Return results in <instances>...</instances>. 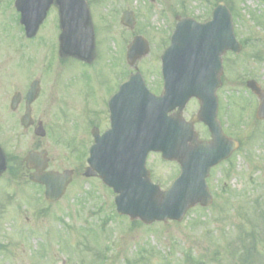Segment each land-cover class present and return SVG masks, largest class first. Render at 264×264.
Instances as JSON below:
<instances>
[{"label": "rangeland", "instance_id": "obj_1", "mask_svg": "<svg viewBox=\"0 0 264 264\" xmlns=\"http://www.w3.org/2000/svg\"><path fill=\"white\" fill-rule=\"evenodd\" d=\"M226 1L237 10L233 21L242 45L238 56H224L223 76L234 89L229 133L241 148L230 165L213 174L209 184L215 196L213 205L196 207L182 223L147 227L118 216L115 195L99 179L77 175L64 198L49 205L43 190L21 178H9L0 183V247L4 246L0 264H264V122L255 120L259 102L246 89L248 80L264 88V0ZM216 2L102 0V11L93 5L102 13L99 60L93 67L79 70L73 66L79 65L76 62L66 69L59 66L56 55L52 60V49H57L55 11L37 38L29 41L20 33L16 0H0V67L12 74L14 84L24 78L14 76L19 68L29 71L28 81L44 79L48 99L40 101L41 105L52 110L62 105L58 108L60 124L48 115L53 132L43 142L44 147L49 146L52 169L82 170L86 166L87 151L93 145L86 119L100 123L101 132L109 129L108 102L118 83L132 72L124 48L133 36L143 35L150 42L151 53L138 67L150 90L158 92L160 64L156 59L168 46L176 17L207 22ZM125 11L135 15L133 32L121 25ZM47 68L54 70L55 85ZM16 134L20 137L9 151L24 157L32 148L31 137ZM149 167L154 182L163 189L178 173L175 165L159 155L150 158Z\"/></svg>", "mask_w": 264, "mask_h": 264}, {"label": "water", "instance_id": "obj_2", "mask_svg": "<svg viewBox=\"0 0 264 264\" xmlns=\"http://www.w3.org/2000/svg\"><path fill=\"white\" fill-rule=\"evenodd\" d=\"M53 1L27 0L24 1L26 4L20 2L18 7L22 12V22L28 37L36 35ZM56 3L60 7L63 28L62 51L67 55L88 60L93 49V34L91 30L85 29L90 22L85 1L56 0ZM178 20L180 23L173 36L172 46L162 59L166 83L170 86L166 88L164 97L136 99L134 104L135 119L130 132H140L144 136L130 139L149 142V149L138 160L135 156L133 161L126 162L121 161L120 156L116 154L115 144L105 145L106 141H115L117 134L124 130L126 124L120 114L115 112V107L120 101V96H116L110 102L112 130L104 138L98 134L94 135L96 145L89 159L91 168L86 173V177L99 175L107 186L120 194L116 198L120 215H127L132 220H140L147 225L155 222L167 223L168 220L180 222L187 211L197 204L211 205L205 180L210 168L219 160L203 162V153L195 149L199 146L193 132V124L182 122L180 118L167 119L164 114L176 106L183 108L192 97L201 98L204 93L201 85L217 83L222 70V55L228 50H234L236 53L240 50L234 37L231 15L223 4L215 10L213 21L206 25L197 24L191 19ZM122 23L131 29L134 28L135 20L132 14L125 13ZM146 54L147 44L142 38H137L129 49L128 61L133 65ZM137 78H133L126 89H129L131 84L138 83ZM248 86L261 100L257 118L262 120L264 91L254 82L248 83ZM139 90L146 92L143 84L139 85ZM207 124L217 139L218 124L213 121ZM189 143L193 146H188ZM236 148L238 145L234 144V149ZM150 150L161 152L163 158L177 160L183 166L182 176L167 192H161L158 186L152 184L145 169L146 153ZM218 155L220 156L219 152L214 156V160ZM228 155L229 153H226L224 158ZM42 157L31 153L26 159L29 168L37 166L39 169L38 173L31 176V180L45 185L46 198L50 202H56L65 194L71 176L68 172L63 175H41L40 172L47 168ZM3 169V161L0 159V171Z\"/></svg>", "mask_w": 264, "mask_h": 264}, {"label": "flooded vegetation", "instance_id": "obj_3", "mask_svg": "<svg viewBox=\"0 0 264 264\" xmlns=\"http://www.w3.org/2000/svg\"><path fill=\"white\" fill-rule=\"evenodd\" d=\"M95 1L96 6L98 7L99 11H102V0H90L91 3ZM89 2V5L91 4ZM20 18V16H19ZM95 18L97 20V24L94 23L95 26V32H96V43H97V49L98 54L100 53V50L102 49V13L96 12ZM56 21L59 22V13L56 9ZM57 28V27H56ZM20 45L23 43L20 42ZM21 45V46H22ZM89 68V67H87ZM86 69L83 68V70ZM161 72V69H159ZM17 78L18 75L24 78L20 79V83L14 84L13 81L10 82V76L12 74L5 69H2L0 67V149L2 152L6 155V157H9V150L10 147L14 142H16L20 135H17L16 133H19L21 135H30L31 141H32V148L30 151L35 152H42L44 150H49V146H43V142L45 139H40L34 136L36 133V130L40 125L45 129L46 135H52L53 129H52V123L51 119L48 117L49 114L55 117L56 120H59L58 115V108H55V110L46 108V106H42L41 102L44 100V98L48 99V95L44 91V79L40 78H34L28 81L26 77L28 78L29 71H21L20 68L15 71ZM18 72H22L18 74ZM48 75L54 76L53 73L50 72V70L47 69ZM162 78V76H161ZM28 81V82H27ZM34 81H39L41 90L37 96V100L35 103L31 105L30 110L27 106V100L26 96L27 93ZM52 81L54 83V78H52ZM162 81V79H161ZM25 83V84H24ZM43 84V85H42ZM55 85V83H54ZM164 87L163 82H160L158 85V90H162ZM228 87L227 84H222L220 86V90L217 92V102H218V116H220L221 113L224 112L225 104L227 108V116L230 117V115H233V89L225 90ZM226 91V92H225ZM159 92V91H158ZM56 103V99H55ZM192 107L194 110H192ZM199 104L196 101H192L190 105L187 107L185 114L187 117H192L195 113V111H198ZM30 111L31 113V120L30 126L26 129L22 126V120L27 114V112ZM192 119V118H191ZM202 124H197V127H202ZM204 127V126H203ZM20 129L21 131H17ZM199 139L202 141H209L210 140V134L206 127L203 128V131L199 135ZM232 158H230L231 160ZM228 160V161H230ZM22 168H24V164H20ZM64 171V170H63ZM26 176V174H25ZM1 181L5 182L6 179L4 175L1 177Z\"/></svg>", "mask_w": 264, "mask_h": 264}]
</instances>
